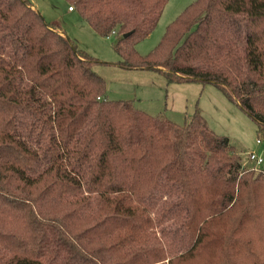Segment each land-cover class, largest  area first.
Segmentation results:
<instances>
[{
  "label": "trees",
  "instance_id": "obj_1",
  "mask_svg": "<svg viewBox=\"0 0 264 264\" xmlns=\"http://www.w3.org/2000/svg\"><path fill=\"white\" fill-rule=\"evenodd\" d=\"M166 1L67 0L115 65L213 84L264 140V0H193L139 54ZM97 62L0 0V264H264V170L198 110L109 99Z\"/></svg>",
  "mask_w": 264,
  "mask_h": 264
},
{
  "label": "rangeland",
  "instance_id": "obj_2",
  "mask_svg": "<svg viewBox=\"0 0 264 264\" xmlns=\"http://www.w3.org/2000/svg\"><path fill=\"white\" fill-rule=\"evenodd\" d=\"M29 1L45 20L61 26L80 49L98 60L93 70L105 81L109 99H131L136 107L147 113H162L177 124L190 120L198 110L212 132L228 137L243 165L264 170V140L257 132L256 123L213 84L168 82L157 70L121 68L114 64L119 59L114 50L116 36L97 34L81 19L76 9L68 10L67 0ZM192 1L167 0L154 29L135 45L137 52L145 54L154 48L166 25ZM251 152L262 157L261 164L248 162L251 161L248 160Z\"/></svg>",
  "mask_w": 264,
  "mask_h": 264
},
{
  "label": "built area",
  "instance_id": "obj_3",
  "mask_svg": "<svg viewBox=\"0 0 264 264\" xmlns=\"http://www.w3.org/2000/svg\"><path fill=\"white\" fill-rule=\"evenodd\" d=\"M69 9H71V7H69ZM112 32H114V31H112ZM257 142H260V140L257 139ZM248 160H251L255 165H259L263 161L262 157L260 155L253 153V152L249 153Z\"/></svg>",
  "mask_w": 264,
  "mask_h": 264
},
{
  "label": "crops",
  "instance_id": "obj_4",
  "mask_svg": "<svg viewBox=\"0 0 264 264\" xmlns=\"http://www.w3.org/2000/svg\"><path fill=\"white\" fill-rule=\"evenodd\" d=\"M68 10L69 11H73V9H69V6H68ZM55 24V23H54ZM56 25H58V24H56ZM61 27V26H60ZM63 29V28H62ZM248 162H252V161H248ZM253 163V162H252Z\"/></svg>",
  "mask_w": 264,
  "mask_h": 264
}]
</instances>
